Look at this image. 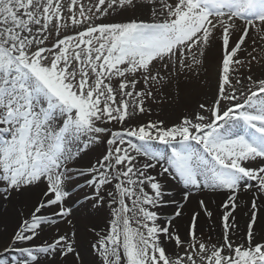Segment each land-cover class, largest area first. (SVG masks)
Segmentation results:
<instances>
[{
	"label": "snow or ice",
	"instance_id": "snow-or-ice-1",
	"mask_svg": "<svg viewBox=\"0 0 264 264\" xmlns=\"http://www.w3.org/2000/svg\"><path fill=\"white\" fill-rule=\"evenodd\" d=\"M0 264H264V0H0Z\"/></svg>",
	"mask_w": 264,
	"mask_h": 264
},
{
	"label": "rangeland",
	"instance_id": "rangeland-1",
	"mask_svg": "<svg viewBox=\"0 0 264 264\" xmlns=\"http://www.w3.org/2000/svg\"><path fill=\"white\" fill-rule=\"evenodd\" d=\"M194 106H195V100H193V102H192V107H194ZM179 116H180V113L178 111H174V112L166 113L161 118H166L169 121H174V120H177L179 118ZM151 118H156V117L153 116ZM213 199H214L215 203H213L211 205V208L213 210H215L216 212H219L220 209H219L218 205H220L222 203V200H221V198L219 199L218 197H213ZM191 207H193V208L195 207V202L194 201H193V204L191 205ZM169 211L170 210H162L161 211L160 215H161V219L162 220H166L167 219V217L169 215ZM238 219L242 222L241 224L243 226V224H244L243 219H241L240 217H238ZM188 220H189V218L185 217L186 224H187ZM211 223H212L213 228H214L213 231L209 230V228H208V226H207V224L205 222V218H203V217L200 218V221H199L200 235L202 236V238H204L206 240L211 236L212 239H213V242H214L216 237L219 236V234H220L219 222L217 220H214ZM182 235H183V233H182Z\"/></svg>",
	"mask_w": 264,
	"mask_h": 264
},
{
	"label": "bare ground",
	"instance_id": "bare-ground-1",
	"mask_svg": "<svg viewBox=\"0 0 264 264\" xmlns=\"http://www.w3.org/2000/svg\"><path fill=\"white\" fill-rule=\"evenodd\" d=\"M215 81H214V77H213V83H214ZM219 198V197H218ZM220 199V198H219ZM238 217H239V215H238ZM242 222L240 221V224H241ZM241 226H242V224H241Z\"/></svg>",
	"mask_w": 264,
	"mask_h": 264
}]
</instances>
